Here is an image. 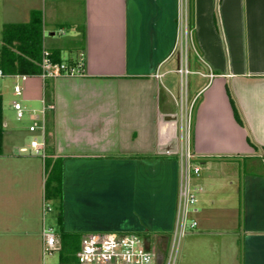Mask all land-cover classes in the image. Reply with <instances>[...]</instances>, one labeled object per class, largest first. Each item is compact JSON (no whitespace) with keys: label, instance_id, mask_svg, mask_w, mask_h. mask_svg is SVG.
I'll list each match as a JSON object with an SVG mask.
<instances>
[{"label":"crops","instance_id":"1","mask_svg":"<svg viewBox=\"0 0 264 264\" xmlns=\"http://www.w3.org/2000/svg\"><path fill=\"white\" fill-rule=\"evenodd\" d=\"M178 1L0 0V28L40 11L43 47L84 64L81 76L19 82L24 105L10 101L8 108L21 104L31 122L23 137L43 146L38 154L30 142L6 144L5 131L0 234L15 232L18 223L28 236V179L40 176V157L49 170L62 166L56 208L64 232L134 231L150 243L153 234L154 247L165 250L177 199L183 94L186 108L193 104L192 148L201 166L193 179L200 190L197 228L183 250L187 264H264V0H191L189 66L197 79L187 81L185 93L177 73ZM54 27L74 34L48 49ZM72 45L74 55L63 58ZM35 123L43 129L30 132Z\"/></svg>","mask_w":264,"mask_h":264},{"label":"built area","instance_id":"2","mask_svg":"<svg viewBox=\"0 0 264 264\" xmlns=\"http://www.w3.org/2000/svg\"><path fill=\"white\" fill-rule=\"evenodd\" d=\"M178 23H179V44H180V64L177 73L180 76V84L185 93L187 82L186 79L192 71L189 66V40L191 38V30L188 24L189 0L178 1ZM40 72L35 75L41 80L55 78L60 75L81 76L84 74V64L82 60L74 64L65 62L56 63L50 58L48 51H43L42 60L40 62ZM11 77L15 79L13 84V94L16 97L21 96L22 87L19 82L25 81L29 76L26 74L5 75L0 69V79ZM184 82V88H183ZM180 143L177 152V160L179 166V179L177 189V199L175 206L173 227L168 239H171V253L178 245L180 238L189 232H193L197 227L195 215L197 208V192L200 188L193 185V179L199 177L201 166L197 162L192 148V112L193 104L186 108V98L180 95ZM13 109L16 112V119L20 120L24 116V109L18 102H13ZM39 121V117H34ZM43 129L41 124L37 123L29 127L30 132L36 129ZM43 143H39L36 139L30 141V148L35 153L41 154ZM50 205L43 206V213L50 212ZM41 251L44 258L51 257L55 253L58 256L57 264H162L163 258H160L156 250L146 244L145 236L140 232H96L88 233L81 236L78 250L73 254L71 259L64 262L60 260L61 242L57 232L51 226L42 227L41 232ZM167 249V247H166ZM165 249V250H166ZM171 253L168 256L167 264H171Z\"/></svg>","mask_w":264,"mask_h":264},{"label":"rangeland","instance_id":"3","mask_svg":"<svg viewBox=\"0 0 264 264\" xmlns=\"http://www.w3.org/2000/svg\"><path fill=\"white\" fill-rule=\"evenodd\" d=\"M3 27V26H2ZM55 33L54 37H52L50 40L51 42H48L46 44V48L51 49L52 47H56V45L60 44L63 40H65L67 37H70V35H73V32H69V30L65 29L63 32V35L61 32H59L57 27H54L52 29ZM1 32L2 28H0V47H1ZM71 33V34H70ZM46 38L48 37V31H46ZM68 39V38H67ZM190 48V46H189ZM75 47L72 45L71 48H68L67 51L64 50L62 52V56L64 58L66 57H72L75 52ZM188 57L189 60L192 58H195L194 55H191V50L188 51ZM196 78V76H188L187 81H190L191 79ZM15 83V79L11 77H4L0 79V93L3 92L4 94V113L3 117L4 120L7 122V130L11 131V134L9 136L5 135V141L6 144L10 143H24V144H29L31 138L33 137L31 134H29V138H24V131L28 129L29 123H31L27 117V115L24 113V116L22 119L17 120L16 119V114L15 111L12 108H8V105L10 104V101H22V104L24 101L21 99V97H15L12 95L13 92V84ZM183 88H184V82H183ZM178 89V88H177ZM175 95H177V91H175ZM177 98V96H176ZM26 104V102H25ZM24 105V104H23ZM26 104V108H28ZM39 105V106H38ZM37 108H40V104L37 103ZM178 111V109H177ZM46 131V129H45ZM48 133V129L46 131ZM48 140V138H46ZM36 161L35 164H37V171H38V176L35 181L30 178L28 179V184L32 183L31 187H28L27 189L29 192L32 194L30 195L31 197V204H32V210L31 211V219L29 216H27L28 219V226L29 228V234L27 237L23 236L22 233L23 231H26V229H22V225L18 224L13 228V231H7L4 230L2 234H0V264H42L43 258H42V251H41V244H42V239H41V232H42V225L45 226H51L54 228V230L57 233H60L59 228L60 225L58 223L56 214L57 212V201L56 200H49L46 199V195L50 194L53 191L52 184H54V180L51 176V173L49 170V162L46 163L45 165V160H43L42 164V159L39 157L38 159L34 160ZM60 166V162L58 163ZM62 167V166H61ZM57 169V166H56ZM55 169V170H56ZM57 175L55 174V177ZM52 184L50 185V183ZM50 205L52 210L50 212H45L43 213V206L44 205ZM29 215V213H27ZM21 216V213H20ZM197 228V227H196ZM195 228V230H196ZM194 230V231H195ZM16 233V234H15ZM192 233L189 232L183 237L180 238V241L178 245L175 247L174 251H171V239L168 244H166V251H160V248H155L154 245L156 244L155 242V235L151 234V246L156 250H159V258L160 261L162 260L163 256V261L162 264H167L168 262V256L171 253V258L172 261H170L171 264H187L188 261L186 259V249L185 251L184 248L186 247L187 241ZM170 237V235H169ZM80 241H79V235H74L70 240H67V244L63 245V249H66L67 251H71L72 253H75L78 248ZM44 263L45 264H57L58 263V256L55 253L51 257H45L44 258Z\"/></svg>","mask_w":264,"mask_h":264},{"label":"trees","instance_id":"4","mask_svg":"<svg viewBox=\"0 0 264 264\" xmlns=\"http://www.w3.org/2000/svg\"><path fill=\"white\" fill-rule=\"evenodd\" d=\"M189 27H191V0H189ZM42 13L40 11H32L29 19L23 23L4 24L1 32V47H0V69L5 75L26 74L28 76L37 75L40 72V62L42 60L43 51H47L43 47V30H42ZM53 62L74 64L75 62L64 61L60 58V52L57 50L48 51ZM227 96L232 108L233 116L236 123L243 125L238 109L236 107L233 96L228 88H226ZM5 134L3 120V99L0 94V154L2 153V141ZM251 146H254L248 141ZM57 166V169H56ZM56 169V170H55ZM55 174L57 175L55 177ZM53 191L46 195V199L58 200L61 197V166L54 165L51 170ZM60 207V206H59ZM57 220L60 225L61 214L57 215ZM60 233H57L61 242L60 260L64 262L71 259L73 254L71 251L63 249V245L67 244V240L74 235L63 231L59 228ZM81 235H79V241ZM79 245V243H78Z\"/></svg>","mask_w":264,"mask_h":264},{"label":"water","instance_id":"5","mask_svg":"<svg viewBox=\"0 0 264 264\" xmlns=\"http://www.w3.org/2000/svg\"><path fill=\"white\" fill-rule=\"evenodd\" d=\"M146 244L149 245V239H146Z\"/></svg>","mask_w":264,"mask_h":264}]
</instances>
